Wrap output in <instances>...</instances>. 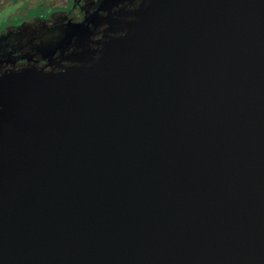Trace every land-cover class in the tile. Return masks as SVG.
Segmentation results:
<instances>
[{"label": "water", "instance_id": "95a60500", "mask_svg": "<svg viewBox=\"0 0 264 264\" xmlns=\"http://www.w3.org/2000/svg\"><path fill=\"white\" fill-rule=\"evenodd\" d=\"M101 21L0 73V264H264V0Z\"/></svg>", "mask_w": 264, "mask_h": 264}, {"label": "flooded vegetation", "instance_id": "af4514ba", "mask_svg": "<svg viewBox=\"0 0 264 264\" xmlns=\"http://www.w3.org/2000/svg\"><path fill=\"white\" fill-rule=\"evenodd\" d=\"M137 3L138 0L132 3L128 0H73L66 13L59 12L45 20H31L40 24L27 28L29 38L26 42L15 31L3 33L0 36V73L28 64L46 66L47 69L57 67L60 55L67 51V45L73 41L77 31L83 30L91 34L92 40H97L107 27L106 22L101 20L109 10L116 11L121 7L131 9Z\"/></svg>", "mask_w": 264, "mask_h": 264}, {"label": "rangeland", "instance_id": "374dc122", "mask_svg": "<svg viewBox=\"0 0 264 264\" xmlns=\"http://www.w3.org/2000/svg\"><path fill=\"white\" fill-rule=\"evenodd\" d=\"M72 2L73 0H0V36L15 31L26 42L29 38L27 28L40 24L32 23L31 20H45L59 12L66 13Z\"/></svg>", "mask_w": 264, "mask_h": 264}]
</instances>
